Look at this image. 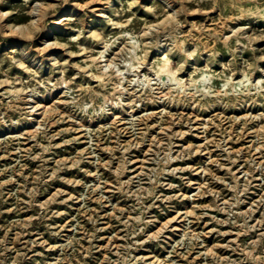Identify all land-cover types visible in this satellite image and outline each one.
<instances>
[{
    "label": "rangeland",
    "instance_id": "rangeland-1",
    "mask_svg": "<svg viewBox=\"0 0 264 264\" xmlns=\"http://www.w3.org/2000/svg\"><path fill=\"white\" fill-rule=\"evenodd\" d=\"M36 2L37 0H31V3L25 6L24 0H5L4 4H0V11L10 12L11 15L3 22L12 26L27 24L29 17L25 12ZM46 2L58 4L59 0H46ZM78 2L83 3L84 0ZM120 2L122 0H113V4L117 7ZM152 2L153 0H142L145 4ZM93 7L107 11L102 5H93ZM55 11L56 15L53 19L65 17L79 19L83 15L72 5L58 7ZM134 11L140 16L147 15L139 9ZM207 15L212 21L220 18L219 12ZM88 16L90 19L86 31L95 29L103 30L105 35L110 33L111 30L99 15L88 13ZM192 19L203 22L205 17L198 15ZM245 23L251 22H237V24ZM237 24L230 26L236 27ZM75 26V24H70L69 27L49 24L47 31L40 34V40L51 42L58 39L61 42H70V37L77 34L71 30ZM261 29H264V24H253L250 31L259 33ZM40 40L35 42L37 46H40ZM79 44L97 51L102 48L99 43L90 39H82ZM20 47L19 39L10 38L0 41V60L5 61L3 68L8 67L7 55L11 49ZM254 47L257 52L243 53V58L237 61L238 65L242 66L243 60L252 62L254 56L264 54L260 51L264 49V40L256 41ZM71 50L78 51L75 44L71 45ZM64 52L63 49H51L45 56H55L62 61L68 60L73 65L83 64L89 59L86 54L69 57ZM228 59L227 53L220 57V61H228ZM259 66L264 68V61L259 62ZM77 71L75 67L69 68L68 77L75 76ZM16 74L22 75L25 80L28 79L27 74L20 73L17 69H13L10 73V75ZM40 75L41 78L52 75L51 65L47 61ZM259 79H264V73H255L253 81ZM81 83H95V81H92L90 76L81 74L77 77L76 84ZM60 92L62 90H57V94L40 99L51 105ZM113 113L112 117L103 121L91 125L85 123L86 125L81 127L78 123L64 122L53 112L48 117L50 126L46 135L52 136L57 132L61 134L51 141L40 131L41 121L45 119L43 115H35L32 120H24L16 126L0 125V141H2L0 142V240L4 241L3 245H0V253H2L0 260H3L4 264H12L13 260H16L17 264H53L56 259L74 255L72 264H100V261L108 259L119 261L118 253L123 252L121 245L131 244L133 239L137 242L142 241L146 233L156 232L165 223L168 224V229L164 232V239L142 246L138 244L131 250L133 257L143 258L138 259L137 264H153V260L161 262L174 260L177 264H228V260H245L244 253L233 249L238 245L240 248L250 247L252 242L260 240V233L264 232V224L258 223L264 220V204L259 203L261 198H264V146H262L264 140L260 139L264 137L262 130L264 120L258 119L259 116L264 115V98H260L256 103L227 109L219 106L201 109L191 104L163 102L142 103L139 107L123 110L113 109ZM8 116L17 118L12 112H8ZM131 120H139L140 123L130 126ZM134 128L145 132V142L139 147L123 153L119 150L111 153L106 150L117 149L118 145L137 143L139 137ZM173 133H183V135H173ZM169 138L173 145L172 155L176 156L183 152L186 158L173 160L164 167L185 170L177 172L175 176L166 173L161 177L162 183L174 184L178 187L158 186L156 195L185 198L167 202L163 200L153 202V198L145 199L143 203L149 205V210L144 219H152L153 223L148 224L140 235L125 239L127 234L125 222H130L138 228L140 225L136 224L135 217L140 214V209L136 206L137 199L122 192L120 187L123 186V182L142 176L145 181L143 186L151 188L152 185L147 183L148 176L143 173L157 167L155 153L160 149L152 141H161L163 146V142ZM64 141L70 142L64 143ZM49 143L56 147L45 152L44 148L48 147ZM217 143L220 147L216 146ZM81 153L87 159L83 160L79 167H71L74 159L80 158ZM122 156H127L128 161L131 162L126 163L127 170L118 177ZM97 157L104 163L96 164ZM61 161H65L66 164L57 173L58 178H53L51 173ZM211 161H219V164ZM106 163H110V168L105 166ZM209 172L225 182L221 183L220 180L213 179ZM88 173H98L99 178ZM67 180H80L83 183L73 186L66 183ZM102 181L107 183L102 184ZM237 182L240 185L247 183L248 191L241 197L244 202L233 208V211L251 210L249 225H257L255 230L248 231L238 239L235 235L237 231H241L238 227L231 224H217L212 220V217L219 220L228 219L227 211H217L216 205L232 198L234 193L226 185ZM205 183L207 188L203 187ZM136 186L133 183L127 190L135 192ZM114 187L116 190H113ZM209 189L212 191L210 192ZM58 192L60 195H57ZM200 192L204 195H198ZM213 193H218V197ZM82 196L91 198L80 199ZM53 197L57 202L49 203ZM101 197H103V206L100 203ZM42 204H46L47 207L41 208ZM205 205L209 207H203ZM205 212L208 214L204 215ZM53 213H61V215H53ZM186 213H194V215H188L184 219ZM88 216L97 219L95 227L102 229L95 233L97 238L91 241L85 236V231L92 233L95 229L87 219ZM197 216L201 217L199 221H196ZM188 221H193L190 225L192 231L208 233L201 236L202 244L194 242L196 247L191 251L186 247H176L181 240H184L185 232L189 228ZM212 229H218V232ZM53 232L59 234L52 235ZM73 237L80 241L79 245L73 247L79 249L80 245H83L87 250L90 245H94L96 250H93L90 256H82L79 251L73 253L72 248L64 252L63 246ZM233 241L230 248L216 247ZM262 251H264V241L257 249V254ZM21 253L24 255H20ZM185 253H187L186 258ZM202 253L209 254L205 256ZM246 264L251 262L248 261Z\"/></svg>",
    "mask_w": 264,
    "mask_h": 264
},
{
    "label": "clouds",
    "instance_id": "clouds-1",
    "mask_svg": "<svg viewBox=\"0 0 264 264\" xmlns=\"http://www.w3.org/2000/svg\"><path fill=\"white\" fill-rule=\"evenodd\" d=\"M4 3L5 0H0V4ZM30 3L31 0H24L25 6ZM67 5L80 10L83 13L82 17L53 19L56 15V8ZM93 5H102L107 11L95 8ZM134 9L142 10L147 15L140 16ZM109 12L111 14H108ZM212 12H219V20H211L207 14ZM88 13L99 15L111 30L110 33L105 35L103 30L95 29L86 31L90 19ZM9 15H11L10 12H0V41L10 38L19 39L21 47L11 49L7 55V68H3L5 61L0 60V89H4L0 91V97L3 98L0 99V125L5 127L19 125L24 120H32L35 115H43L45 119L41 121L40 131L46 135L50 126L48 117L53 112L64 122L78 123L83 127L85 123L96 124L98 121L112 117L113 109L135 108L142 103L168 102L169 104H191L201 109H211L217 106L227 109L256 103L260 98H264V79L253 81L255 73H264V68L259 66V62L264 61V54L254 56L252 62L243 60L242 66L237 64V61L243 58V53L257 52L254 47L256 41L264 40V29H261L259 33L250 31L253 24H264V0H153L151 4L142 3V0H122L118 7L113 4V0H84L83 3L78 0H59L58 4L37 0L25 12V15L29 17L27 24L16 26L5 24L3 21ZM198 15L205 17L203 22L192 19ZM239 21H250L251 23L237 24ZM52 23L64 27L75 24L76 26L71 30L77 34L70 37V42H61L58 39L51 42L40 40V34L46 32L49 24ZM230 24H237V26L231 27ZM82 39H90L99 43L102 46L101 50L85 48L79 44ZM37 40H40V46L36 45ZM73 44L76 45L78 51L71 50ZM51 49H63L69 57L86 54L89 59L83 64L73 65L68 60L62 61L55 56H45ZM260 51L264 53V49ZM224 53H227L228 61H220ZM45 61L51 65L52 75L41 78L40 73L45 69ZM72 67L77 68L78 71L75 76L69 78L67 73ZM165 67L167 70L162 71L161 69ZM13 69L27 74L28 79L25 80L20 74L10 75ZM57 73L58 77H56ZM81 74L90 76L95 83L77 85L76 79ZM238 75L240 78H237ZM57 90H62V92L56 96L51 105L40 99L57 94ZM126 97H131V99H126ZM8 112L14 113L17 118L13 119L8 116ZM258 119L264 120V115L259 116ZM129 123L130 126H135L140 121L131 120ZM133 130L139 137L137 143L118 145L117 149L106 150L110 153L116 150L123 153L131 148L139 147L145 142V132L135 128ZM60 134L57 132L52 136L46 135V139L51 141ZM165 135L167 136V132ZM173 135H183V133H173ZM260 139L264 140V137ZM69 142L64 141V143ZM152 143L160 149L155 153L157 167L143 173L148 176L147 183L152 187L143 186L145 181L142 176L129 179L120 187L122 192L137 199L136 206L140 209V214L135 217L136 224L140 226L137 228L130 222H125L127 233L125 239L140 235L148 224L153 223L152 219H144L149 210V205L143 203L145 199L153 198V202L155 200L167 202L185 198L156 195L158 186L178 187L174 184L162 183L161 177L166 173L175 176L177 172L185 169H168L164 165L176 159H185L186 156L183 152L176 156L172 155L173 145L170 138L163 142V146L158 140H153ZM89 144H92L91 139ZM216 146L220 147V144L217 143ZM52 147L56 145L49 143L44 151L47 152ZM86 159L87 157L81 153L80 158L74 159L71 167H79L80 163ZM130 162L127 156L120 158L118 177L123 175L127 170L126 163ZM95 163L99 165L104 162L97 157ZM211 163L219 164V161H211ZM65 164V161L59 162V166L51 173V176L58 178L57 173ZM105 166L110 168L111 165L106 163ZM219 166L223 167V165ZM88 174L97 175L99 178L98 173ZM208 174L213 179L220 180L221 183L225 182L211 172ZM233 179L238 180L236 177ZM245 180L247 181V176ZM65 182L73 186L83 183L80 180ZM101 183L107 182L102 181ZM117 183H120L119 180ZM133 183L137 185L135 192L127 190L128 186ZM226 186L234 195L230 200L217 204L216 210H226L228 219L219 220L212 217V220L217 224H231L238 227L241 230L235 233L238 239L248 231L255 230L257 225H249L251 210L249 212L233 211V208L244 202L241 197L248 191L247 183L240 185L237 182ZM203 187L207 188V183ZM113 190H116L115 187ZM209 191L212 190L209 189ZM57 195L60 193L58 192ZM198 195H204V193L200 192ZM213 195L218 197L219 194L213 193ZM88 198L91 197H80V199ZM53 202H57L55 197L49 201V203ZM100 203L103 206V197ZM259 203L264 204V198H261ZM46 207V204L41 205V208ZM207 214V212L204 213V215ZM53 215H61V213H53ZM188 215H194V213H186L183 218L186 219ZM87 219L95 229L92 233L85 231V236L91 241L97 238L95 233L102 229L95 227L97 219L91 216ZM200 219V216L196 217V221ZM241 220L242 223L239 222ZM191 223L193 221H188L189 228L185 232L184 240H181L176 247H186L191 251L196 247L194 242L202 244L201 236L208 235V233L192 231ZM258 223L264 224V220ZM167 229L168 224L165 223L156 232L146 233L144 240L137 242L133 239L131 244L121 245L123 252L118 253L119 261L108 259L100 261V264H137V260L143 258L133 257L131 250L135 249L138 244L142 246L149 242H160L164 239V232ZM212 231L218 232V229H212ZM58 234V232L52 233V235ZM219 234L226 235L227 233ZM17 239H19V234H17ZM262 241H264V232L260 233V240L252 242L250 247L240 248L238 245L233 251L244 253L245 260H228V264H246L248 261L251 264H264V251L257 254ZM3 243L4 241L0 240V245ZM232 243L234 241L216 245V247L230 248ZM79 244V239L73 237L67 245L63 246V250L66 252L72 248L73 253L79 251L82 256H90L92 251L96 250L94 245H90L87 250L83 248V245H80L79 249L73 247ZM173 253L175 254V248ZM208 254L202 253L205 256ZM186 256L187 253H185V258ZM73 259H75L74 255L56 259L53 264H72ZM0 264H4V261L0 260ZM12 264H17V261L13 260ZM153 264H177V262L153 260Z\"/></svg>",
    "mask_w": 264,
    "mask_h": 264
},
{
    "label": "bare ground",
    "instance_id": "bare-ground-1",
    "mask_svg": "<svg viewBox=\"0 0 264 264\" xmlns=\"http://www.w3.org/2000/svg\"><path fill=\"white\" fill-rule=\"evenodd\" d=\"M0 12H2V11H0ZM5 21V20H4ZM5 24H6V22H4ZM65 53V52H64ZM162 71H166L167 69H166V67L165 68H162L161 69ZM240 78V77H239ZM117 114V113H116ZM124 114V113H123ZM122 115V114H121ZM86 125V124H85Z\"/></svg>",
    "mask_w": 264,
    "mask_h": 264
}]
</instances>
